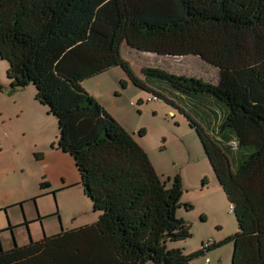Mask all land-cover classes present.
Here are the masks:
<instances>
[{
	"label": "trees",
	"instance_id": "16d2710c",
	"mask_svg": "<svg viewBox=\"0 0 264 264\" xmlns=\"http://www.w3.org/2000/svg\"><path fill=\"white\" fill-rule=\"evenodd\" d=\"M123 46L198 57L216 82L158 68H143L139 80ZM0 59L11 88L32 85L55 120L57 150L72 158L98 214L91 225L0 248V264H191L229 243L230 264H264V0H0ZM111 68L186 117L234 235L193 254L168 248L190 237L176 213L192 206L181 203V178L166 187L136 139L81 87Z\"/></svg>",
	"mask_w": 264,
	"mask_h": 264
},
{
	"label": "rangeland",
	"instance_id": "374dc122",
	"mask_svg": "<svg viewBox=\"0 0 264 264\" xmlns=\"http://www.w3.org/2000/svg\"><path fill=\"white\" fill-rule=\"evenodd\" d=\"M121 57L139 80L143 79V68L163 69L212 83L217 79V70L198 57L133 53L125 46ZM6 70L7 63L0 59L1 250H9L14 244L22 246L29 238L36 241L61 230L93 224L98 217L82 192L72 158L57 150L55 120L34 100L32 85L19 92L11 88ZM121 81L126 83L124 89ZM81 87L136 139L166 187L176 176L181 178V203H188L192 209L180 207L176 214L189 225L191 235L168 243V248L193 254L203 245L234 235L236 220L197 135L183 114L162 99L147 102L153 94L135 88L120 68L86 80ZM141 130L144 134L139 137ZM42 181L49 188L40 190ZM24 221L27 226H23ZM232 251V244H225L205 252L191 264H230Z\"/></svg>",
	"mask_w": 264,
	"mask_h": 264
},
{
	"label": "water",
	"instance_id": "95a60500",
	"mask_svg": "<svg viewBox=\"0 0 264 264\" xmlns=\"http://www.w3.org/2000/svg\"><path fill=\"white\" fill-rule=\"evenodd\" d=\"M13 90H14L15 92H19V91L24 90V88H23V87H20V86H15Z\"/></svg>",
	"mask_w": 264,
	"mask_h": 264
},
{
	"label": "built area",
	"instance_id": "2783aa9c",
	"mask_svg": "<svg viewBox=\"0 0 264 264\" xmlns=\"http://www.w3.org/2000/svg\"><path fill=\"white\" fill-rule=\"evenodd\" d=\"M157 99L155 97H152V98H148L147 99V102H155Z\"/></svg>",
	"mask_w": 264,
	"mask_h": 264
},
{
	"label": "crops",
	"instance_id": "0c3cea01",
	"mask_svg": "<svg viewBox=\"0 0 264 264\" xmlns=\"http://www.w3.org/2000/svg\"><path fill=\"white\" fill-rule=\"evenodd\" d=\"M91 225V224H90ZM23 226H27V223H25V221H24V223H23ZM83 226H85V225H83ZM80 227H82V226H80ZM79 228V227H78ZM53 236V235H52ZM42 237H44V236H42ZM41 237V238H42ZM46 237H48V236H46ZM40 240V239H39ZM36 241H38V240H36Z\"/></svg>",
	"mask_w": 264,
	"mask_h": 264
}]
</instances>
